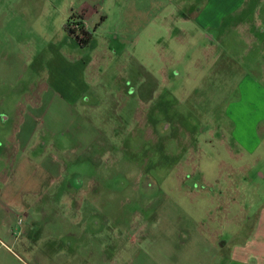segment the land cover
Here are the masks:
<instances>
[{"label": "rangeland", "instance_id": "1", "mask_svg": "<svg viewBox=\"0 0 264 264\" xmlns=\"http://www.w3.org/2000/svg\"><path fill=\"white\" fill-rule=\"evenodd\" d=\"M263 210L264 0H0V264H231Z\"/></svg>", "mask_w": 264, "mask_h": 264}, {"label": "crops", "instance_id": "2", "mask_svg": "<svg viewBox=\"0 0 264 264\" xmlns=\"http://www.w3.org/2000/svg\"><path fill=\"white\" fill-rule=\"evenodd\" d=\"M94 13L93 8L88 14L89 17ZM229 261L231 264H264V210L256 216L255 223L245 236V240L232 246Z\"/></svg>", "mask_w": 264, "mask_h": 264}, {"label": "trees", "instance_id": "3", "mask_svg": "<svg viewBox=\"0 0 264 264\" xmlns=\"http://www.w3.org/2000/svg\"><path fill=\"white\" fill-rule=\"evenodd\" d=\"M69 21V20H68ZM68 21H66V22H68ZM71 30V29H70ZM72 31V30H71ZM70 32V31H69ZM87 36V35H86ZM78 38V37H77ZM90 39H91V36H87V37H85V38H78V42H79V44L80 45H82V46H85V45H87L88 43H89V41H90Z\"/></svg>", "mask_w": 264, "mask_h": 264}]
</instances>
